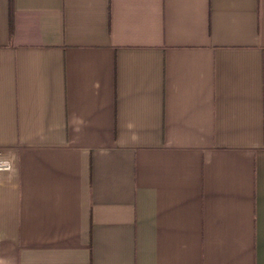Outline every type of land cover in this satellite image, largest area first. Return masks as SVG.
Returning <instances> with one entry per match:
<instances>
[{
	"label": "crops",
	"instance_id": "obj_1",
	"mask_svg": "<svg viewBox=\"0 0 264 264\" xmlns=\"http://www.w3.org/2000/svg\"><path fill=\"white\" fill-rule=\"evenodd\" d=\"M0 264H264V0H0Z\"/></svg>",
	"mask_w": 264,
	"mask_h": 264
},
{
	"label": "built area",
	"instance_id": "obj_2",
	"mask_svg": "<svg viewBox=\"0 0 264 264\" xmlns=\"http://www.w3.org/2000/svg\"><path fill=\"white\" fill-rule=\"evenodd\" d=\"M12 167L10 161L6 159H0V172L2 171H8Z\"/></svg>",
	"mask_w": 264,
	"mask_h": 264
}]
</instances>
